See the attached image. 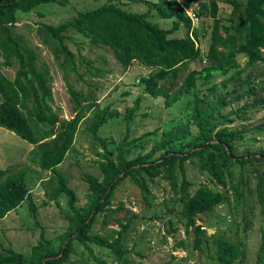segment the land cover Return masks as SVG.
<instances>
[{"label": "trees", "instance_id": "obj_1", "mask_svg": "<svg viewBox=\"0 0 264 264\" xmlns=\"http://www.w3.org/2000/svg\"><path fill=\"white\" fill-rule=\"evenodd\" d=\"M142 1L146 7L136 10L123 5L122 0H104L93 7L78 9L74 16L58 23L38 22L35 26L41 42L52 48L63 72L73 110L70 117H64L60 115L61 106L53 104L52 75L48 63L39 60V52L15 28V23L18 12L29 11L40 4L55 2L64 5L68 0H0V126L33 144L27 157L38 168L48 170L47 176L41 179L45 196L53 200L60 193L66 194L71 209L59 248L52 238L44 235L41 227L28 258L21 251L7 248L5 252L0 250V264L62 263L72 251L73 239L80 240L88 248V240L106 246L120 258L125 251L119 241L124 224L116 230L114 237L89 232L96 214L109 207L114 188L124 177L137 178L145 187L143 176L153 178L165 172L172 187L176 188L177 169L182 174L179 188L182 191V214L192 226L195 247H200L205 228L196 223V216L211 210L224 199L225 193L204 183L189 192L190 180L185 176L184 160L193 154L199 156L202 168L218 183L225 182L233 163L249 162L260 213L264 215V147L249 154L237 155L234 142L243 137L244 129L228 123L235 114L264 107V77L257 78L256 75L264 68L246 72L240 85L228 86L231 80V84H234L233 78L243 72L237 53L246 56L247 66L264 59V0H224L231 4L230 14L226 18L218 15L217 0H199L197 10L194 9L196 13H206L212 18L205 56L196 43L198 31L186 12V9H191L187 1ZM151 14L171 18V26L163 27L152 21L149 18ZM181 24L186 28L185 34L170 36L169 33ZM131 28H137L142 40L132 34ZM70 29L86 35L93 45L108 47L123 68L134 60L155 67L152 72L141 74L138 81L145 92L164 96L165 105H170L181 95H193L190 117L164 128L146 151L138 150L136 153L133 148L138 146L135 141L138 137L128 138V133H125L115 140L99 133L103 124L119 115V110L109 104L93 110L88 128L103 149L99 162L101 175L82 173L87 183L86 201L82 206L76 205L75 189L67 183L66 175L57 165L73 144L84 112L99 101L76 88L68 80V73L79 72V67H84L91 74L99 76L103 69L92 64V60L81 52L71 49L66 41ZM149 48L151 54H148ZM195 58L205 63L198 69L192 68L186 72L177 88L172 90L170 83ZM3 66L15 67L12 77L3 71ZM79 73L82 75V72ZM216 75L223 77L213 80ZM199 77L204 82H210L202 95L196 89ZM140 102L141 97L137 95L134 103L125 107L123 117L127 122L140 107ZM225 107L229 108L223 111ZM230 113L234 114L229 116ZM191 124L196 127L194 135L191 134ZM154 131H145L140 135ZM29 167L28 163H24L17 168H0V217L17 207L26 197L30 212L36 215L37 205L26 181ZM140 174L143 175L141 179L138 178ZM235 190L238 197L242 193L238 184ZM215 244L219 264H229L236 257L243 260L246 256L243 241L217 236ZM131 264L144 263L138 261ZM255 264H264V235Z\"/></svg>", "mask_w": 264, "mask_h": 264}, {"label": "rangeland", "instance_id": "obj_2", "mask_svg": "<svg viewBox=\"0 0 264 264\" xmlns=\"http://www.w3.org/2000/svg\"><path fill=\"white\" fill-rule=\"evenodd\" d=\"M104 0H68L64 5L58 3L40 4L29 11L18 12L15 28L21 31L28 43L39 52V60L48 63L51 79L53 104L61 106L60 115L70 117L73 114L70 94L67 91L63 72L51 47L41 42L36 33L35 26L38 22H60L65 18L75 15L81 8H90ZM123 5L132 9L141 10L146 7L142 0H122ZM186 2L189 8L197 10L199 0H180ZM218 15L226 18L230 14L231 4L224 0H217ZM194 10V11H195ZM198 20L193 23L197 29V44L201 54L205 56L210 41L212 18L206 13L197 14ZM149 18L163 27L172 24L171 18L159 17L151 14ZM184 25L170 36L185 34ZM132 34L142 40L137 28H131ZM67 43L72 50L81 52L92 60V64L100 66L103 71L99 76L90 73L84 67H79V72L70 71L68 80L83 93L99 101L92 109L84 112L79 122L73 144L67 151L64 159L57 167L66 175L67 183L75 189L77 194L76 205L82 206L86 201L87 183L82 177L83 172H92L101 175L99 162L102 159V147L97 138L89 130L93 110L109 104L119 110V115L110 119L100 127L99 133L115 140L128 133V138L138 137L133 148L146 151L160 135L161 130L168 128L179 121L190 117L193 104V95H181L170 105H165L164 96H153L145 92L143 85L138 81L141 74L145 75L153 70V66H145L134 60L127 68H123L113 56L111 50L105 46L93 45L83 33L70 29ZM148 54H151L149 48ZM202 56V57H203ZM243 72L237 74L228 86L240 85L246 72H254L264 68V59H260L253 66L246 65V56L242 53L236 55ZM204 60L195 58L190 60L179 76L171 82V88L176 89L182 78L192 68H200ZM3 71L10 77L13 76L15 67L3 66ZM264 74L259 71L257 78ZM223 76L216 75L213 80ZM212 80V81H213ZM257 80V79H256ZM170 81V80H169ZM210 82H204L202 77L197 80L196 89L200 95L207 91ZM140 95V107L135 111L132 119L127 122L123 114L125 107L134 103ZM229 107H225L223 111ZM234 113H230L232 116ZM229 125L242 127L243 137L234 142V151L237 155L249 154L264 147V107L250 108L240 115L235 114ZM191 134H195L196 127L190 125ZM153 133L140 134L145 131ZM141 136V137H140ZM32 143L22 138L17 133L0 126V168L7 166L30 165L26 173V181L32 192L33 200L37 205L34 216L28 208L26 197L17 207L0 217V250L7 248L21 251L26 258L30 256L31 246L38 240L41 227L44 235L52 238L54 245L59 248L62 233L68 224V214L71 213L67 195L60 193L56 199H48L44 193L41 179L46 177L48 170H42L28 160L29 149ZM113 146V145H112ZM34 165V166H33ZM185 176L190 180L189 192L196 186L204 183L213 189L223 191L224 199L213 206L211 210L199 213L196 223L201 224L205 231L200 247H195L193 229L182 214V201L180 188L182 174L178 171L176 188L172 187L166 173H159L153 178L143 176L145 187L138 179L132 176L124 177L110 198L109 207L96 214L89 232H98L110 237L117 235L116 230L122 227L119 241L124 253L117 257L110 248L87 241L90 248L78 239H73V247L68 258L58 264H131L141 261L144 264H219L215 256V238L224 236L236 241H243L246 247V256L242 260L236 257L229 264H255L260 243L264 235V215L260 213V204L255 192V179L251 172L249 162L244 164L233 163L231 172L225 176L224 183L213 180L211 175L202 168L200 158L193 154L184 160ZM243 173V174H241ZM247 180L245 181V178ZM242 193L238 194L235 186ZM246 225V226H245ZM212 228L208 232L207 228Z\"/></svg>", "mask_w": 264, "mask_h": 264}, {"label": "built area", "instance_id": "obj_3", "mask_svg": "<svg viewBox=\"0 0 264 264\" xmlns=\"http://www.w3.org/2000/svg\"><path fill=\"white\" fill-rule=\"evenodd\" d=\"M186 12L191 17L192 23H195V21L198 20V15H197L196 11H194L192 8L191 9H186Z\"/></svg>", "mask_w": 264, "mask_h": 264}, {"label": "water", "instance_id": "obj_4", "mask_svg": "<svg viewBox=\"0 0 264 264\" xmlns=\"http://www.w3.org/2000/svg\"><path fill=\"white\" fill-rule=\"evenodd\" d=\"M207 231H208V232L212 231V228L208 227V228H207Z\"/></svg>", "mask_w": 264, "mask_h": 264}]
</instances>
